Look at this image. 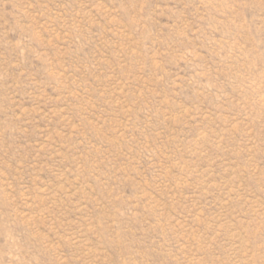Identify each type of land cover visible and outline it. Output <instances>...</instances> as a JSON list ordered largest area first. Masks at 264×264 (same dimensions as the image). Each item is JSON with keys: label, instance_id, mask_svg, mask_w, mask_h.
I'll list each match as a JSON object with an SVG mask.
<instances>
[{"label": "rangeland", "instance_id": "374dc122", "mask_svg": "<svg viewBox=\"0 0 264 264\" xmlns=\"http://www.w3.org/2000/svg\"><path fill=\"white\" fill-rule=\"evenodd\" d=\"M0 264H264V0H0Z\"/></svg>", "mask_w": 264, "mask_h": 264}]
</instances>
